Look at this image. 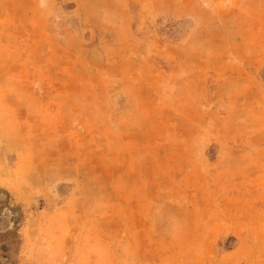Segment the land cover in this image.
Segmentation results:
<instances>
[{
  "label": "rangeland",
  "instance_id": "1",
  "mask_svg": "<svg viewBox=\"0 0 264 264\" xmlns=\"http://www.w3.org/2000/svg\"><path fill=\"white\" fill-rule=\"evenodd\" d=\"M0 264H264V0H0Z\"/></svg>",
  "mask_w": 264,
  "mask_h": 264
}]
</instances>
